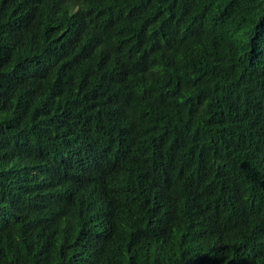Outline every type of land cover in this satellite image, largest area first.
Masks as SVG:
<instances>
[{"label": "trees", "instance_id": "16d2710c", "mask_svg": "<svg viewBox=\"0 0 264 264\" xmlns=\"http://www.w3.org/2000/svg\"><path fill=\"white\" fill-rule=\"evenodd\" d=\"M0 264H264V0H0Z\"/></svg>", "mask_w": 264, "mask_h": 264}]
</instances>
